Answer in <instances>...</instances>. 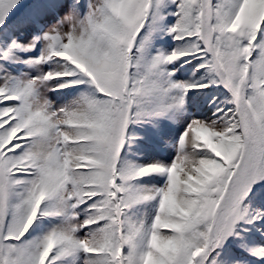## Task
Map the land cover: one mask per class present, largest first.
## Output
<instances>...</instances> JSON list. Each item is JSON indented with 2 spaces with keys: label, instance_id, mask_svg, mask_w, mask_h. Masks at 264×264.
Here are the masks:
<instances>
[{
  "label": "snow or ice",
  "instance_id": "6c2138e0",
  "mask_svg": "<svg viewBox=\"0 0 264 264\" xmlns=\"http://www.w3.org/2000/svg\"><path fill=\"white\" fill-rule=\"evenodd\" d=\"M0 264H264V0H0Z\"/></svg>",
  "mask_w": 264,
  "mask_h": 264
}]
</instances>
